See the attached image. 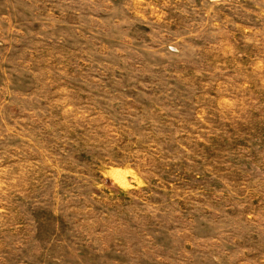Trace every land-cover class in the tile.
Masks as SVG:
<instances>
[{
	"label": "rangeland",
	"instance_id": "374dc122",
	"mask_svg": "<svg viewBox=\"0 0 264 264\" xmlns=\"http://www.w3.org/2000/svg\"><path fill=\"white\" fill-rule=\"evenodd\" d=\"M0 264H264V0H0Z\"/></svg>",
	"mask_w": 264,
	"mask_h": 264
},
{
	"label": "bare ground",
	"instance_id": "6f19581e",
	"mask_svg": "<svg viewBox=\"0 0 264 264\" xmlns=\"http://www.w3.org/2000/svg\"><path fill=\"white\" fill-rule=\"evenodd\" d=\"M110 174H111L112 176H115V173H114L113 171H110Z\"/></svg>",
	"mask_w": 264,
	"mask_h": 264
}]
</instances>
